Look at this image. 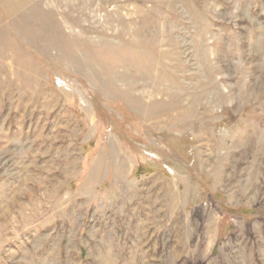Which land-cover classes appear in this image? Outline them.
I'll list each match as a JSON object with an SVG mask.
<instances>
[{
  "label": "rangeland",
  "instance_id": "374dc122",
  "mask_svg": "<svg viewBox=\"0 0 264 264\" xmlns=\"http://www.w3.org/2000/svg\"><path fill=\"white\" fill-rule=\"evenodd\" d=\"M0 264H264V0H0Z\"/></svg>",
  "mask_w": 264,
  "mask_h": 264
}]
</instances>
